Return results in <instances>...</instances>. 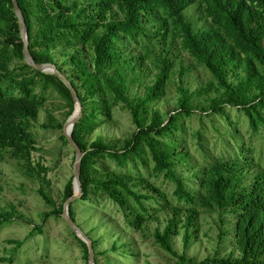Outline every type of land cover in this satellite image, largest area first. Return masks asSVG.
I'll return each instance as SVG.
<instances>
[{"label": "trees", "instance_id": "obj_1", "mask_svg": "<svg viewBox=\"0 0 264 264\" xmlns=\"http://www.w3.org/2000/svg\"><path fill=\"white\" fill-rule=\"evenodd\" d=\"M18 2L35 62L56 65L79 95L83 112L72 137L85 153L82 200L103 194L119 206L129 225L140 229L159 221L157 214L164 215L165 224L155 230L154 240L173 257V264H264V165L230 118V111L236 110L255 135H264V0ZM192 10L204 20L202 26L193 21ZM23 47L13 1L0 0V179L1 165L13 162L24 176L38 181L39 195L52 208L43 214L45 221L62 216L64 205L58 207L43 187L49 169L35 160L39 149L33 128L46 111L41 127L63 130L76 104L57 76L25 63ZM198 66L211 78L193 90L186 78ZM170 86H175L176 106L163 112L159 105L164 100V106L169 104ZM50 93L68 108L63 121L47 108ZM118 106L130 114L134 131L119 139L91 140L99 127L113 124ZM216 115L230 126L226 144L231 153L201 163L188 148L184 119ZM195 134L203 139L200 132ZM60 139L69 145L63 134ZM147 157L152 174L175 186L178 204L144 177L107 166L109 160L123 169L130 164L146 166ZM73 182L74 177L64 188V203L74 195ZM3 191L0 183V195ZM74 204L69 214L81 228ZM10 208L0 212V226L14 220L16 209ZM206 216H214L220 240L230 238L232 249L200 260L188 251L200 240ZM33 231L42 233V226ZM70 233L89 264L88 245ZM30 235L8 242L17 252ZM86 235L93 242L95 264H112L108 259L99 262L98 256L106 252ZM179 237L182 251L176 248ZM113 249L133 254V247L119 239Z\"/></svg>", "mask_w": 264, "mask_h": 264}, {"label": "rangeland", "instance_id": "obj_2", "mask_svg": "<svg viewBox=\"0 0 264 264\" xmlns=\"http://www.w3.org/2000/svg\"><path fill=\"white\" fill-rule=\"evenodd\" d=\"M191 17L197 26H202L199 14L192 10ZM187 60L191 61L186 55ZM210 74L198 66L186 78L187 84L194 90L201 83L210 79ZM166 98L169 104L164 102L159 108L165 112L173 110L176 102L175 86H170ZM47 108L55 114V117L63 121L68 108L65 102L55 93L49 94ZM73 116V115H72ZM71 116V117H72ZM69 117L68 119H70ZM233 125L241 131L243 141L256 149L257 158L264 165V135H255L249 128L246 117L236 111H230ZM67 119V120H68ZM47 121V113L43 111L33 131L37 139L39 151L34 153L35 160L43 164L47 169V183L44 189L54 198L57 206L64 205L62 194L67 182L74 177V162L76 154L70 145H64L60 136L63 130L43 129L41 124ZM186 127V140L191 153L201 163L211 162L221 156L230 155L226 139H229L226 120L221 116L200 119L191 117L184 119ZM135 129L130 114L120 106L114 110L113 124L99 127L91 136L95 140L99 136L107 140L119 139L130 135ZM196 132H200L203 139L199 140ZM201 141V144L198 143ZM147 165L130 164L127 168H119L112 161H107L110 169L126 171L136 177H144L151 184L160 188L167 197L178 204L174 196L175 186L163 176L152 174V160L147 157ZM2 176L0 183L4 191L0 195V212L9 211L11 206L16 209V216L10 223L0 226V264H85L84 254L78 241L70 233L71 229L62 216H51L43 221V214L52 211L38 193L40 183L24 176L20 168L13 162H5L1 165ZM76 219L86 234L98 241L97 249L106 252L99 255L100 263L110 260L112 264H173V257L164 251L154 240V232L157 228H163L165 217L157 214L159 221L152 220L144 229L131 226L127 223L119 206L103 194H95L91 200L83 201L82 198L74 202ZM153 209L158 205L148 202ZM181 205H184L182 202ZM186 205V204H185ZM149 207V206H148ZM151 209V208H150ZM153 213V210H151ZM154 214V213H153ZM36 225H41L43 232L36 230ZM30 233H33L30 235ZM220 226L214 216H206L202 220L200 240L195 242L188 253L198 259H204L212 255H224L232 249L230 238L221 241L219 238ZM30 235L21 249L14 251L15 244L9 240H24ZM130 244L133 254L118 252L113 249L114 242ZM176 248L182 251L181 237L176 239ZM12 258L10 262L9 259Z\"/></svg>", "mask_w": 264, "mask_h": 264}, {"label": "water", "instance_id": "obj_3", "mask_svg": "<svg viewBox=\"0 0 264 264\" xmlns=\"http://www.w3.org/2000/svg\"><path fill=\"white\" fill-rule=\"evenodd\" d=\"M12 1L14 5V13L19 23L20 36H21L23 46H24L23 54H24L25 63L28 66L36 69L37 71L44 72V73H52L55 76H57L71 91L73 99L76 104L73 116L65 122L64 127H63V133H62L76 154V159L73 165L74 166V182H73L74 195L71 198L67 199L66 202L64 203L62 218L67 222L68 226L76 234V236L79 237L82 241H84L88 245L89 252H90L89 264H95L96 263L95 262V252H94L92 240L77 225V223L70 217V214H69L70 206L74 202H76L77 200L83 197V188H82V182H81V166H82V160H83L85 153L82 151L81 147L72 137L74 126L79 122L80 118L82 117V112H83V108L79 100V95L76 89L74 88L73 84L71 83V81L67 78L66 75H64L62 72L58 70L56 65L52 63L38 64L35 62L31 54V50H30L29 33H28V28L26 25L25 17L23 15V12L21 10L18 0H12Z\"/></svg>", "mask_w": 264, "mask_h": 264}]
</instances>
